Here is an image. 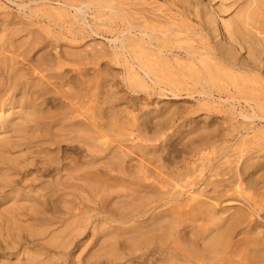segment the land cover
<instances>
[{"label": "bare ground", "instance_id": "1", "mask_svg": "<svg viewBox=\"0 0 264 264\" xmlns=\"http://www.w3.org/2000/svg\"><path fill=\"white\" fill-rule=\"evenodd\" d=\"M74 1L77 2L78 0H74ZM94 1H96V0H94ZM97 1H99V0H97ZM132 1L133 0H108L107 3H106V1L104 2V4H106L105 5L106 6V17H104V18H107L106 19V27L108 28V32L110 33L109 35H111V38L109 40H110V43L112 45H114V49H115V50L113 49L114 52L111 53L114 55H110V56H114V59H115L114 63L120 62L118 56L120 57L121 62L123 64V66L125 67V70H124V68H122V70H124L125 74H126V77L124 78L125 82L130 84V85L132 83H135V84H138L141 86H146L148 88L151 87V85L161 87L160 83L163 84V82H165L167 84V86L168 85H170L171 87L174 86V88L175 87L177 88L178 86L182 87L184 85H186L187 87H190L191 85H195L196 87L195 88L193 87V88H194V91L196 90L195 91L196 95H198L199 97H202V99L207 101L208 103H211V104L214 102L217 103L218 108L219 107L221 108L220 112L214 110L213 113H215V111H216L217 113L221 114V115L220 114L219 115L221 116V120H222V123H224V126H223V124H221L219 131H217L218 129H216V131L218 132L217 133V141H219L221 144V150H220L221 152L218 151V152H220L219 155L215 154V156L216 157L219 156L221 163L219 162L220 163L219 170L215 171L216 175L214 176V177L217 176L218 179L215 178L216 181H212L213 185L215 186V190H213L212 193H214V191H215V193H214L215 195L210 194L209 196H213L212 198L206 197L203 195V197H205V198L203 200H200L202 202H199V201L195 202L196 196L194 194L190 193L192 195V196L189 195V196H191L190 198H193V195L195 196L192 199V201H188L190 203L187 202L188 204L185 203L184 205H183V202L182 203L180 202L177 204L175 202H174L175 204L172 203L176 206V208L174 207V210H172V211H177L178 213H181L180 210H182L184 208V211L186 212V214L185 213L184 214L186 215L187 218L183 219V225H182L183 227L180 228L181 225L179 227L178 224H177L178 225L177 226L175 223L176 220L174 219L175 221H174L173 225H175V226H173L171 223L172 227H171V229H169V233H162L161 234V232H159L160 229L158 228L159 229L158 234H160V235H158V234L154 235L151 232L154 235V237L148 238V236L146 235L147 237L144 236V238H146V239L148 238V239L145 241H142L143 239L137 240L136 238L135 239L133 238L134 239L133 242H131V244H128L130 242L125 240V242H128L127 244L130 245L129 250H127V251L132 252L133 250H138L140 248V246H145V248L144 247L141 248V249H145V250H143L145 253V252L150 251L148 247L153 245V247H155V249H154L155 251L154 252L152 251L153 253L150 252L149 254L152 253L151 255H153L154 257L151 259V257L149 255L147 256L146 253L143 254V256L146 257L145 259L142 258L143 256L141 257L143 259L142 262H145V260H148V261H150V263L153 262L152 264H264V0H223V2L220 3L219 5L217 4L216 7L210 6L208 3L209 0H204V1L203 0H164V1H167V2H169L175 6L177 5L176 10L173 9L174 6H173V8L167 7L166 9L162 10L161 7L157 8V5L159 7V4L154 5V6H156V8H155L156 10H155L154 8H152V5L150 8L149 4H146V3L144 4V2H142V0H139L142 3L139 2L138 0L137 1L139 3L138 2L135 3ZM134 1H136V0H134ZM34 2H36V1H34ZM40 2H43V1H40ZM71 2H70V5H74V4H71ZM82 2H83V0H82ZM31 3H33V2L31 1ZM89 3H90V5L92 4L91 2H89ZM150 3H152V2L150 1ZM49 4H50V2H49ZM95 4H97V3H95ZM0 5L2 6V4H0ZM65 5L68 8H72L76 14L77 13L81 14L83 12L81 8L73 7V6H70L69 4H65ZM161 5L162 4H160V6ZM54 6H57V5H54ZM20 7H22V6H20V5H19V7L17 6V8H20ZM46 7L44 6V8H46ZM50 7H48V8H50ZM3 8L4 7L2 6L1 9H3ZM37 8H39V6ZM40 8H42V7H40ZM92 8H94V7H92ZM56 9H59V8H56ZM41 10H43V9H41ZM36 11H38V9ZM59 11H60V9L58 10V12L53 11V13H55L57 16H59L62 13V11H61V13ZM36 13H40V12L38 11ZM42 13H40V14L42 15ZM58 13H60V14H58ZM4 14H3V16H4ZM62 14H64L63 15L64 17L66 16V13H64V11ZM35 15H33V16H35ZM68 15H70V14H68ZM95 15H98V14H95ZM223 15L225 17H223ZM3 16L1 15V17H3ZM85 16H87V15L85 14ZM59 17H61V16H59ZM180 17L183 20L180 19ZM97 20L98 19L96 18V21ZM96 21H95V23L98 22V21L97 22ZM72 22H74V21H72ZM14 23H17V22H14ZM6 24L8 25V23H6ZM25 24H27V23H25ZM99 24H100V22H99ZM20 25H22V24H20ZM36 25L29 27V28L30 29L34 28ZM41 25L43 26V24H41ZM22 26H25V25L23 24ZM44 26H46V25H44ZM86 26H84V28H86ZM46 27H44V28L45 29L50 28V27H47V28ZM69 27H71V26H69ZM35 28H38L39 33H40V31H42L43 27L40 28L41 30L39 29V26H37ZM100 28L101 27L99 26V29ZM5 29L7 30V28H5ZM10 29L11 28H9V31H10ZM16 29H18L17 26H16V28L14 27L13 30L11 29L12 32H10V33L14 34L13 31ZM23 29L25 30L26 28L24 27L19 31L22 32ZM65 29H64V31H65ZM68 29L65 32H68ZM95 29H97V27ZM0 30H1V28H0ZM70 30H71V28H70ZM104 30H106V28H104ZM9 31H8V33H9ZM76 31H81V30L76 29ZM43 32L50 34L49 30H48V32L47 31H43ZM69 32H68V34H69ZM73 32H75V31H73ZM44 33H42V34H44ZM81 33H82V31H81ZM70 34H74V33H70ZM76 34H77V32L75 33V35ZM80 34H79V36H82ZM106 34H108V33H106ZM2 35H5V34H1L0 35L1 38H2ZM16 35L17 34H15V36ZM50 35L53 36L52 33ZM83 35H85V34H83ZM12 36H14V35H12ZM9 37H11V36H9ZM47 37H49V36L47 35ZM47 37H45V38L47 39ZM3 38H4V36H3ZM49 39L52 40L53 38L50 37L46 41H48ZM62 39H64V38H62ZM0 40L2 41V39H0ZM28 40H29V38H28ZM66 41H68V40H66ZM68 42H70V41H68ZM80 42H82V39L80 40ZM51 43L53 44V42H51ZM56 43H58V41H56L55 44ZM71 43H72V41H71ZM71 43H69V44H71ZM110 43H109V45H110ZM46 44H45V46L48 45V44L47 45ZM97 44L100 45L99 43H97ZM0 45H2V44H0ZM76 45H77V43H76ZM76 45H75V47H77ZM45 46H43V47H45ZM53 46H51V47H53ZM58 46H59V43H58ZM95 46L97 47V45H95ZM67 47H68V44H67ZM3 48H4V46H3ZM50 48H48V49H50ZM89 48H90V46H89ZM89 48H88V50H89ZM2 49H1V51H2ZM21 49H23V48H21ZM77 49H78V47H77ZM99 49H101V48H99ZM107 49H105V50H107ZM95 50H96V48H95ZM49 51H51V50H49ZM89 51H91V50H89ZM99 51L100 50H98V52ZM11 52H9V53L12 54ZM30 52H32V50ZM30 52H28V53H30ZM67 52H68V49H67ZM80 52H82V51H80ZM7 53L8 52L2 54V52H0V56L2 55V58H5L7 60H11L10 62H12L15 66L12 70L13 73L12 72L10 73V68H9V71H8L9 74H7L6 77H4L5 76V74H4L3 79H0V258L5 259L7 261V262L1 261L2 262L1 264H10V262H11L9 260L10 257L12 259H14L17 262V264H61V262L59 260H57V261L55 259H54L55 261H52L49 259L47 260V257H46V260L40 259V257H42V253L43 254L45 253V247L41 246V244H43V245L45 244L44 240H46L45 236H47V235L51 236V239L49 238V240H51V241H49V240H48L49 242L47 241L50 244V246L54 245V244L52 245L53 242L54 243L58 242V243H56L58 245H54L55 246L54 248L60 250V253H63V255H66L63 258V260L64 259L67 260L69 255H70V257L73 256L74 254L71 251L75 250V248H76V250L80 251L79 252L80 255L78 254V256H76L75 258L73 257L74 258L73 261L71 260L70 262H73V263L76 262L75 264H91L90 259H92L96 253H97L96 255H98L100 252L94 253V250L92 251L90 248L87 249V247L89 245L87 235L93 231L92 230L93 228L91 229L90 224L92 222L93 217H95L97 214L94 215L93 217L88 215L90 212V208H88L87 205L89 203H91V200H90V196L86 195V193L87 194L90 193L91 185L93 184V183L91 185L88 184L89 179H92V177L95 175V173L93 171L94 168H92V167L94 166L95 163H97L98 159L99 160L101 159V158H98L99 156L97 157L95 154V152L97 153L99 151L94 152L93 150H101L102 147H104V148L107 147L108 145L105 146L106 145L105 141L110 140L107 138H106L107 140H105V138H104V140H105L104 141V140H102L103 137H101V140H100L99 138L102 135L101 131L103 129V126H102V124L100 126H96L93 122H91V114L89 112H90L91 108H93V106H94L93 104L97 100H93L94 98L93 99L91 98V95H93V93H95V92H93L95 90H93L92 94H90V88L89 87H91V86L89 84H92V82H94L92 80H95L94 79L95 77H93V78L91 77L92 79H90V81H92V82L90 83L89 82L90 77L86 78L87 76L86 77L84 76V78L88 79V80H84V82L86 81L85 87L86 88L88 87V88L85 91L86 92L85 95H83V96L78 95L79 93L76 95L71 94V93H69L68 89L66 90V92L68 91V93H66V92H65L66 94L60 93L61 92L60 90H62L64 88L59 90L60 94H57V91H58L57 90L56 96L57 95L59 96L62 94L63 96H61V97L65 98V99H63V98L62 99L66 100V104L65 105L62 104L60 106V108H59L60 112H58V108H56L57 110H55L56 112H54V113H45V112H43L42 109L38 110V108H37L38 106L47 104L46 102H48L47 99L43 98L46 96V94H48V89L43 86L44 82L47 83L48 81H45L46 79H45V76L42 75L43 74V73H41L42 71L37 72V71H33V69H32V74H29L30 77L27 76V77H29V79H26L27 74L25 73L26 71L24 72V70L28 69V68H26L28 66L24 65V66H26V67L23 66L25 69L23 67H19L21 64L18 66V64H19L18 60L19 59L17 58V55H16V57H14L15 55L6 56ZM78 53H79V51H78ZM92 53H91V55H92ZM96 54L100 55L99 57L102 56V52H99ZM54 56H55V54H54ZM110 56H107V57H110ZM7 57H9V59ZM77 57H78V59L80 58V60H81V57H79V55ZM86 57H88V56L86 55ZM94 57H96V56H94ZM105 57L106 56H104V58ZM49 58H51V57H49ZM58 58H60V57H58ZM68 58H70V56ZM21 59H23V58H21ZM27 59H23L22 62L26 61ZM74 59H76V58H74ZM101 59H102V57H101ZM2 60H4V59H2ZM2 60H1V62H2ZM99 60L98 61L95 60L94 63L97 62V64H95L93 66L97 67L96 65H98V62L101 63ZM28 61L30 62L31 60L28 59ZM28 61H26V62H28ZM87 61H89V60H87ZM92 61H94V60L92 59ZM92 61H91V63H93ZM110 61H113V60L111 59ZM110 61H108V62H110ZM63 62L64 61H62L61 64ZM84 62L86 63V60ZM54 63H56V62H54ZM79 63L80 64L77 63L78 64V65H76L77 67L74 66V68L75 69L77 68V72H78L77 74L80 76V73L85 71V66L82 67L83 64H85V63H83V62L81 63L80 61H79ZM89 63H90V61L88 62V64ZM11 64H9V65L11 66ZM45 64H46V61H45ZM56 64L58 65L60 63H58V61H57ZM61 64H60V66H62ZM67 64L69 65V63H67ZM64 65L66 66V63H64ZM38 66H39V64H38ZM71 66H73V65L71 64ZM71 66L70 67L66 66L67 70L69 68V71H70V69L71 70L73 69V71L75 72V69L71 68ZM32 67H34L33 64H32ZM35 67L37 68V66H35ZM57 67H59V65ZM57 67L55 68V66H54V69H57ZM62 67L64 69H66L64 66H62ZM104 67H105V64H104ZM63 68H62V71H63ZM87 68L89 69L88 66H86V69ZM39 69H41V68L38 67V70ZM43 69H44V66H43ZM54 69H52V70H54ZM30 70L31 69H29L28 73L31 72ZM34 70H36V69H34ZM46 70L48 72V69H46ZM49 70L51 71V68ZM57 70H58V72L60 71L59 68ZM57 70H54V72L58 73ZM43 72H45V70ZM95 72H96V70H95ZM102 72H103V70H102ZM48 73H47V75H48ZM60 73H61V71H60ZM45 74H46V72H45ZM72 74H75V73H72ZM115 74L117 75V73H115ZM93 76H94V74H93ZM104 76H105V74H104ZM62 78H65V80H67L69 77L67 79H66V77H62ZM70 78H71V76H70ZM77 78H79V77H77ZM101 78H103V77H101ZM117 78H115V80H117ZM120 78H123V75ZM82 79H81V81H83ZM106 79H108V78H106ZM34 80H37L34 82L36 84L33 83ZM52 80H54V79H52ZM99 80L100 79H98L96 81L99 82ZM111 81H112L111 82V84H112L113 80L111 79ZM67 82H68V80H67ZM77 82H79V81H77ZM84 82H82V83H84ZM60 83L62 84V82H60ZM69 83H74V81L69 82ZM97 83L95 82V84H97ZM54 84L56 85V81ZM84 84H83V86H84ZM99 84L100 83H98L96 86H98ZM107 84H110V83L108 82ZM51 86L52 85H50V87ZM72 86H73V84H72ZM92 86H95V85H92ZM186 86H184V87H186ZM54 87H56V86H54ZM104 87H105V85H104ZM163 87H165V86H163ZM179 87L177 89H179ZM187 87L184 89H187ZM193 88L190 87V90ZM72 89L75 90V87H72ZM117 89L119 90V88H117ZM150 89L151 88H149V90H147V89L146 90L150 91ZM152 89H153V87H152ZM100 90H101V88H100ZM107 90H109V89H106V91ZM130 90H132V89H130ZM133 90H134V88H133ZM158 90H159V92H161V90L158 88L156 91L157 93H158ZM182 90H183V87H182ZM111 91H113V90L111 89ZM176 91H179V90H176ZM98 92H100V91H98ZM152 92H154V91H152ZM169 92L172 96H175V97L179 96V94L181 95V93H182L180 91H179L180 93H178V92L175 93L174 91H169ZM191 92H190V94H191ZM102 93H104V92H102ZM187 93H188V91H187ZM53 94H52V96H53ZM98 96L101 97V95H98ZM118 96H116V97H118ZM166 96H167V94H166ZM175 97H172V98H175ZM50 98H51V96H50ZM120 98L121 97L119 96V100H120ZM150 98H151L150 100H152L151 96H150ZM179 98H181V97H179ZM191 98H192V96H191ZM48 99H49V97H48ZM51 99H53V98H51ZM55 99H53L51 102V105L54 106V108L56 107V105L58 103V102L56 103V101H54ZM102 99L103 98H101V100ZM144 99H146V98H144ZM148 99H147V102H148ZM119 100H118V102H119ZM193 101H191V102H193ZM122 102H125V101H121L120 103H122ZM195 102H196V100H195ZM197 102L193 108L192 107L190 108L191 110L192 109L194 110V108L196 107V105L198 106V104L201 107V104L203 103V101H202V103H198V104H197ZM141 103L143 104L142 101H141ZM145 103H146V101H145ZM96 104H98V103H96ZM142 104H140V106ZM58 105H59V103H58ZM115 105H117V104H115ZM124 105H126V104H124ZM149 105H151V104H149ZM187 105H184V106H187ZM203 105L207 106V104L205 102ZM95 106H96V108L98 107V105H95ZM127 106H128V103H127ZM140 106H139V109H140ZM143 106L145 107V105H143ZM153 106L156 107V105H154V104H153ZM159 106H161V105H159ZM189 106H191V105H189ZM206 106H202V108L204 107L205 109H207L208 107H206ZM104 107H106V106H104ZM148 108H152V107H148ZM148 108H147V110H148ZM181 108H182V106H181ZM45 109H44V111H45ZM50 109L48 108V110H50ZM99 109H98V112L99 113L102 112V110L99 111ZM131 109H133V108H131ZM156 109H158V108H156ZM164 109H165V107H164ZM190 109H188V111H186L188 115L190 113L189 112ZM144 110H145V108H144ZM144 110H142V111L144 112ZM156 111H159V110H156ZM204 111L206 113H208L207 112L208 110L207 111L204 110ZM212 111H213V108H212ZM212 111H211V113H212ZM50 112H51V110H50ZM128 112H130V111H128ZM179 112H182V111L179 110ZM179 112H177V113H179ZM193 112H195V110ZM91 113H92V111H91ZM136 113L135 114L133 113V117L136 116ZM139 113L137 115H139ZM168 113L170 115V112H168ZM95 114H97V113H95ZM128 114H130V113H128ZM192 114L194 115V113H192ZM195 114H197V113H195ZM228 114H230L229 118H227ZM151 115H153V114H151ZM185 115H186V113H185ZM188 115H186V117ZM156 116L157 115L155 113V118H157ZM215 116H213V117H215ZM137 117H135V119L133 118L134 121L137 119ZM175 117H176V115L174 116V118ZM204 117L205 116H203V119L207 120ZM132 118H131V121L133 122ZM93 119H95V120L98 119V123H100L99 118H93ZM227 119H229L230 124L225 122V121H227ZM100 120L102 121V119H100ZM109 120H111V119H109ZM127 120H129V119H127ZM141 120H143V119H141ZM195 120L193 119V121H195ZM209 120H208V123H209ZM131 121H130L129 125L132 124ZM156 121H160V119H158ZM165 121H167V120H165ZM178 121L180 123V121H182V119H180ZM95 122H97V121H95ZM212 122H213V120H212ZM109 123H110V121H109ZM176 123L178 124V122H176ZM184 123L185 122L183 120L182 124H184ZM189 123H187V124H189ZM226 123L228 125H230V126H228L229 128L225 127ZM162 124H160V126ZM171 124H172V122H171ZM191 125H189V126H191ZM124 126H126V124ZM131 126H133V125H131ZM174 126L176 128V124ZM201 126H203V125H201ZM77 127H83V128L77 129ZM73 128L79 130L80 132H78L79 133L78 135H74L72 137H70V134L69 135L67 134V137L69 136V138H67L68 141L76 142V143L81 142V144H83L85 146L84 151H86V155L84 156L85 160L82 159V161H84V162H82V164H79V165L74 160H71L68 163H66V162L64 163L65 158H63V157L65 155H63V157L61 159L58 150L55 151V149L60 147V144L62 142V138H65L64 136H66L65 134L69 133V132L72 133L74 130ZM179 128H181V127H179ZM182 128H183V126H182ZM120 130H122V129H120ZM191 130H192V128H191ZM184 131H185V129H184ZM122 132H123V130H122ZM199 132H201V131H199ZM119 133L121 135L125 134V133H121V132H119ZM175 133H176V131H175ZM207 133H210V132H207ZM116 134H118V133H116ZM116 134L113 136H116ZM120 134H118V135H120ZM141 134H143V133H141ZM177 134H180V133H177ZM198 134H200V133H198ZM205 134H206V132H205ZM104 135H106V134L103 133V136ZM128 135H129V133H128ZM185 135H187V133ZM107 136H108V134H107ZM109 136H112V135H109ZM129 136H131V135H129ZM144 136H145V133H144ZM171 136H172V133H171ZM163 137L160 136L158 138L161 139ZM115 138L118 140V144L122 140L121 139L122 137H119V136H117ZM124 138L127 139L129 137L124 136ZM170 138L173 140V136ZM194 138H196V137H194ZM159 139L156 140L157 144H158ZM182 139H183V137H182ZM127 140H130V139H127ZM140 140H142V139L140 138ZM156 141H154L155 144H156ZM114 142H117V141H114ZM127 142H125V143H127ZM136 142L137 141H133L134 144H136ZM138 142H139V140H138ZM143 142H144V140H143ZM143 142L141 141L142 144H143ZM154 142H150V144L154 143ZM164 142L165 141L162 142V146H163ZM189 142H191V141H189ZM63 143H64V141H63ZM168 143H165V144H168ZM183 143H184V141H183ZM183 143H182V145H183ZM207 143L210 144V142H207ZM212 143H213V141H212ZM109 144H110V142H109ZM127 144H130V146L132 145L129 142ZM179 144H181V141ZM185 144H186V142H185ZM112 145H113V141H112ZM143 145H142V148H143ZM169 145H170V143H169ZM182 145H181V147H182ZM196 146H198V145H196ZM213 146H214V144H213ZM213 146H212V148H213ZM91 147L93 149H91ZM94 147H96L97 149H95ZM149 147H147V148H149ZM51 148H53V152L51 151L52 150ZM73 148H75V147H73ZM79 148L82 149V146ZM79 148H78V150H80ZM119 148L117 147V150ZM122 148H124V147H122ZM150 148H152V147H150ZM209 148H211V147H209ZM212 148H211V151L213 149L215 150L216 147L213 149ZM137 149H138V147H137ZM161 149H162V147H161ZM27 150L30 151V154L32 157L23 158L22 154L27 152ZM102 150H104V149H102ZM117 150H116V153H117ZM123 150L125 151V149H123ZM132 150H133V148H132ZM81 151H83V150H81ZM138 151L139 150H137V153H138ZM163 151L164 150H162V152ZM118 152H119V150H118ZM159 152H160V150H159ZM193 152H195V151L193 150ZM200 152H202V151H200ZM204 152L206 154H208V152H206V151H204ZM12 153L13 154L14 153L21 154V156H20L21 159H19L20 161L18 159H13L11 156ZM107 153H108V151H107ZM119 153L121 154V151ZM135 153H136V151H135ZM199 153H198V155H199ZM72 154L74 155V153H72ZM120 154H118V155H120ZM124 154H127V150L125 151ZM154 154H153V156H154ZM210 154L211 153H209V155ZM26 155H28V154L26 153ZM73 155L71 156V158H74ZM137 155H139V153L136 154V156ZM202 155H204V153ZM124 156L125 155H123V159L125 158ZM204 156L206 158H212V159H213V157H215L214 154H213V156L211 154L210 157L209 156L207 157V155H204ZM13 157H14V155H13ZM66 157H68V156H66ZM69 157H70V155H69ZM101 157H103V156H101ZM105 157H107V156H105ZM121 157H122V154L119 158H121ZM140 157H145V156L140 155ZM17 158H18V156H17ZM36 158L39 161L34 164L33 161L36 160ZM152 158H154V157H152ZM194 158H195L194 159L195 161L199 160V158L202 160L201 155L197 159H196V156ZM75 159H77V158H75ZM135 159H137V158H135ZM142 159H144V158H142ZM203 159H205V158H203ZM68 160H69V158H68ZM103 161H105V160H103ZM143 161H145V160H142V162ZM148 161H149V159H148ZM208 161H210V160H208ZM208 161L205 163H208ZM212 161H214V160H212ZM139 162H141V161H139ZM200 162L201 161H199V163ZM203 162H204V160H203ZM11 163H13V164H11ZM119 163H117V164H119ZM133 163H135V162H133ZM144 163H143V165H144ZM178 163H180V162H178ZM182 163L183 162L181 160V164ZM197 163H198V161H197ZM199 163H198V165H199ZM210 163H211V161H210ZM173 164H175V163H173ZM188 164L192 165V162L188 163ZM209 164H205V165L208 166ZM232 164H234L235 166H231ZM114 165H115V162H114ZM136 165H138V164H136ZM145 165H147V163H145ZM195 165H196V163H195ZM200 165H201V167L198 168L199 170L203 169L202 167H204V166H202L204 164H200ZM31 166L33 168H30ZM97 166H98V164H97ZM97 166H95V168H97ZM121 166H124V165H121ZM130 166H131V164H130ZM151 166H152V164H151ZM151 166H150V169L155 165H153L152 167ZM176 166L177 165H175V167ZM141 167H143V166H141ZM163 167H164V169L168 168L167 166H166V168H165V166H163ZM195 167H194V169H195ZM210 168H212V167H210ZM215 168H216V166H215ZM160 169H161L160 171L163 170L162 168H160ZM171 169H170V171H171ZM194 169H192V171ZM198 169H196V170H198ZM96 170H98V169H96ZM100 170H102V169H100ZM139 171H140V169H139ZM152 171H154V169H152ZM192 171H191V173H192ZM126 172H128V171H126ZM154 172L156 173L157 171H154ZM154 172H153V174H155ZM178 172H180V171H178ZM199 172H201V171H199ZM209 172H211V171H209ZM80 173L82 175L81 178H80ZM198 173H197V175H198ZM107 174H109V173H107ZM122 174L125 175V173H122ZM136 174L138 176V173H136ZM140 174H142V173H139V175ZM159 174H161V173H159ZM194 174H195V172L193 173V175ZM201 174H203V171L201 172ZM211 174H213V172ZM109 175H111V174H109ZM118 175H120V174H118ZM157 175H158V173H157ZM153 176H155V175H153ZM159 176H161V175H159ZM163 176L164 175H162V177ZM189 176H187V177H189ZM198 176H200V174ZM209 176H210V174H209ZM174 177L176 178L177 176H174ZM194 177L195 176L192 177V175H191L190 178H193V180H194ZM201 177H199L198 179H200ZM157 178H158V176H157ZM141 179H142V181H141ZM141 179H140V181H138V183L142 182L144 184V183H147L151 180V179L149 180V179L145 178L147 180V181H145L144 178H141ZM196 179L194 180L195 182H196ZM211 179H213V178L211 177ZM136 180H135V183H136ZM186 180H185V178L183 179L182 183H184V184L179 182L181 184L180 186H182V185L186 186L185 182L190 183L191 181H193L192 179H189V181H186ZM150 182H152V180ZM161 182H163V181H161ZM168 182H171V181H168ZM261 182H262V185L260 186L259 184ZM148 184L149 183H147L146 185H148ZM153 184H154V181H153ZM153 184H151V185L153 186ZM164 184L165 183H163V185ZM160 185H162V183ZM190 185H191V183L187 186H190ZM208 185L209 184H207V186ZM96 186H98V185H95V187ZM156 186H158L160 191L162 189L165 190L163 186H160V187H163L162 189H160L159 185H156ZM100 187H101V185H100ZM165 187H166V185H165ZM168 187H170V186H168ZM191 187H193V185ZM209 187H210V185H209ZM125 188H127V187H125ZM153 188H156V187H153ZM171 188H172V186H171ZM110 189H112V188H110ZM130 189L132 190V188H130ZM176 189H177V187H176ZM176 189L174 188V190H176ZM201 189H202V187H201ZM94 190H96V189H94ZM122 190H123V188H122ZM174 190H171V191H174ZM112 191H114V189H112ZM126 191H127V189L125 190V192ZM136 191H137V193H139L138 190H136ZM171 191L167 190L166 192L163 193L164 197L161 195L160 198L163 197V199H167L166 202H168V199H170L171 196L173 197V195H175V194L171 195V193H172ZM177 191H179V190H177ZM177 191H175V192H177ZM205 191H206V189H205ZM95 192H97V191H95ZM119 192L120 191L118 188V193ZM129 192H131V191H129ZM132 192H131V194H132ZM189 192H191V191H189ZM198 192H200V191H198ZM110 193H113V192H110ZM153 193L157 194L154 191H153ZM180 193H182V191H180ZM180 193H179V195H180ZM185 193H187V192H185ZM114 195H116V193ZM114 195L112 194L111 196H114ZM125 195H127V193H125ZM185 195H186V197L188 196L187 194H185ZM199 195L201 197V194H199ZM147 197L148 196L146 195V198ZM178 197H181V195ZM110 198H112V197H110ZM155 198H153V199L155 200ZM100 199H99V201H100ZM112 199H111V201H112ZM126 199H127V197H126ZM141 199L143 200V198H141ZM198 199H196V200H198ZM77 200H79L81 203H84L83 207L77 203ZM189 200H191V199H189ZM209 200L212 201V203L209 204ZM103 201L107 202L104 199H103ZM158 201H159V199H157V202ZM143 202H145V201H143ZM151 202H152V199H151ZM128 203H130V202H128ZM138 203H136L134 205L129 204V206H131L130 207L131 209L130 208H128V209L131 210L130 214L132 213V216L143 217L145 215V213L142 212L141 209L139 210L140 206ZM85 204H87V205H85ZM95 204H93V205H95ZM101 204H103V202ZM118 204H119V202H118ZM147 204H149V203H147ZM143 205H145V203ZM143 205H141V206H143ZM151 206H154L153 203L150 204V208H151ZM163 206L164 205H162V207ZM171 206L173 207V205H171ZM186 206L188 207V209L185 208ZM231 206H233V207H231ZM119 207H122V206H119ZM162 207L160 208L161 210H162ZM165 207H170V206H167V204H166L163 207V209H165ZM181 207H183V208L181 209ZM109 208H113V207H109ZM123 208H124V206H123ZM148 208H149V206H148ZM106 209L107 208H106L105 203L103 205H101V207L99 206V212H100L99 214L102 215L103 219L106 218V216H105ZM156 209H158V208H156ZM171 209H173V208H171ZM231 209L234 212L231 211L232 213L228 214V212H230ZM109 210H112V209H109ZM116 211L117 210H115V212L113 211L112 213H115V214L118 213V211L117 212ZM127 211H126V213H127ZM159 212H157V215L159 214ZM162 212H161L160 216H162ZM119 213H120V211H119ZM143 213H144V215H143ZM155 213L156 212L153 211L151 214L152 215L154 214V216H155ZM121 214H123V213H121ZM224 214H225V216H224ZM119 216H120V214H119ZM170 216H172V215H170ZM166 217H167V215H166ZM151 218L152 217L150 215L149 219H151ZM149 219L147 218V220H149ZM147 220H145V222ZM125 221H126V219H125ZM155 221H157L156 218H155ZM142 222H144V221H142ZM164 222H166V220ZM164 222L161 224L165 225ZM107 223L108 222H106V224ZM130 223H131V221H130ZM147 223L150 224L151 222L148 221ZM169 224H170V222H169ZM110 225L111 224H109V226H107V229L109 228L107 230V232L104 231V229H102L103 231L99 230V232L102 234L103 232L108 233V231H109V233H110V230L112 227ZM131 225H132V223H131ZM79 226H80V228H83L82 232L79 234H78V231H77V233L73 232V230ZM132 226H134V225H132ZM261 226H262L263 230L258 231ZM115 227H117V226H115ZM115 227H114V230H116V233H117V229ZM145 227H146V225H145ZM145 227H144V230H145ZM156 227L157 226H154V228H156ZM58 228L60 229V231H56V232H59L62 236L59 233H58L59 236H57L58 234H55L53 232L55 229H58ZM125 228L126 227L124 226V229L122 228L123 229L122 231L125 230L126 234H127V232L129 230H126ZM90 229L92 231H90ZM141 229H142V227H141ZM162 230H163V227H162ZM131 231L132 230H130V232ZM99 232H98V234H99ZM120 232H119V234H120ZM139 232H140V230H139ZM165 232H167V231H165ZM83 234L86 237L83 238V236H82ZM122 235H123V232H122ZM60 236H61V239H60ZM78 236H79V238L82 236V238L84 240L80 239L79 241L75 242V240L77 239ZM99 236H101V235H99ZM57 237H59V238H57ZM96 237H97V233H96ZM96 237H95V239H96ZM104 237H106V235ZM90 239L92 240V238H90ZM90 239H89V241H90ZM116 239H117V237L113 241L116 242ZM119 239L121 240V238H119ZM106 242H111V241L106 240ZM103 243H105V242H103ZM110 244H112V243H110ZM110 244H109V246H110ZM147 244H149V246ZM128 245L126 246L127 248H128ZM50 246H49V248H50ZM109 246L106 248H109ZM114 247H115V245H114ZM54 248L52 247L51 249H54ZM111 249H112V247H111ZM124 251H125V249H124ZM111 252L112 253H109V255H111V257L113 259L116 260L119 258V257L116 258V256H115L116 254L114 253V251H111ZM105 253H106V251H105ZM107 253H108V250H107ZM100 254H102V253H100ZM46 255H47V253H46ZM101 256H103V255H101ZM50 257H52V256H50ZM59 257H61V256H59ZM125 258H127V257H125ZM95 259H97V258H95ZM121 259H122V257H121ZM65 260L63 262H65ZM124 260H122V261H124ZM95 261H99V260H95ZM106 261H108V260H106ZM116 261L118 263V260H116ZM148 261H147V263H149ZM95 263L97 264V262H95ZM108 264H109V262H108Z\"/></svg>", "mask_w": 264, "mask_h": 264}, {"label": "rangeland", "instance_id": "2", "mask_svg": "<svg viewBox=\"0 0 264 264\" xmlns=\"http://www.w3.org/2000/svg\"><path fill=\"white\" fill-rule=\"evenodd\" d=\"M31 1L33 2V3H31ZM34 1H36V2H34ZM40 1H43V2H40ZM69 1V2H68ZM72 1V2H71ZM81 1V2H80ZM78 0L77 2H75L74 0H0V4H2V6L4 7L3 9H1L2 8V6L0 7V28H1V30H0V33L1 34H5V35H2V38H1V36H0V39H2V41L0 42V44H2V45H0L2 48H3V46H4V50L0 47V52H2V54L3 53H6V52H8L7 54H6V56H11V55H15L14 57H16V55H17V58L19 59L18 60V62H19V64H18V66L19 67H23L24 65H26V66H28V67H26V66H24V67H26V68H28V69H25L24 67V72L27 74H25L26 75V77L27 76H29V74H32V69H33V71H37V72H41V73H43L42 75H44L45 76V81H48L47 83L46 82H44V87H46L47 89H48V94H46V96L45 97H43V98H45V99H47V101L48 102H46L47 104H44V105H40V106H38L37 108H38V110H40V109H42L43 110V112H45V113H54V112H56L55 110H57L56 108H58V112H60L59 111V108H60V106L63 104V105H65L66 104V100H63V99H65V98H63V97H61V96H63L62 94L64 93V94H66V93H68V91H69V93H71V94H78V95H80V96H83V95H85V91L87 90V88L85 87V85H86V81L84 82V80H88V79H86V78H89V82L91 83L92 81H94V82H92V84H89L91 87H89L90 88V94H92V91L93 90H95V91H93V92H95V93H93V95H91V98L93 99V100H97L93 105V108H91V110H90V114H91V122H93L96 126H100L101 124H102V126H103V129H102V135L100 136V140H101V137H103L102 138V140H104V138H105V140H107V139H110V140H108V141H105V146H107V147H102V149H104V150H93L94 152L95 151H99V152H95V154H96V156L98 157V158H101L100 160L98 159V161H97V163H95L94 164V166L92 167V168H94L93 169V171H94V173H95V175L92 177V179H89V185H91L92 183V185H91V191H90V193H86V195H88V196H90V200H91V203H89L88 205L87 204H85V205H87L88 206V208H90V212H89V216H94V215H96L95 217H93V219H92V222H91V224H90V227H91V229L93 230H91L90 229V231H92V232H90V234H88L87 235V238H88V242H89V245H88V247H87V249L88 248H90L92 251L94 250V253H96V252H100V253H102V254H98V255H94V257L92 258V259H90L91 261V264H96L95 262H97V264H108V262H109V264H118L119 262V264H152L153 262H151L150 263V261H148V260H145V262H142L143 261V259L142 258H146L145 256H143V254H147V256L149 255L150 257H151V259L154 257L153 255H151L155 250V247H153V245H151V246H149V244H147L149 247V250L150 251H148V252H145L144 253V251L143 250H145V249H141V248H145V246H140V250L138 249V250H133L132 252L131 251H127V250H129V248H130V245H128V244H131V242H133V240L136 238L137 240H142V241H145V240H147L148 238H152V237H154V235L155 234H158L159 232H161V234L162 233H169V229H171V227H172V225L174 224V221H175V223H176V225L178 224L179 225V227H180V225H181V227L180 228H182L183 226V219H185V218H187L186 217V212L184 211V208L183 207H181V209L182 210H180L181 211V213H178L177 211H172V210H174V207L176 208V206L174 205L175 203L177 204V203H182L183 202V205L186 203V204H188V203H190V202H188V201H192V199L196 196V198H195V202L196 201H199V202H202V201H200V200H203L205 197H203V195L204 196H206V197H213V196H209L210 194L212 195H215L214 193H215V191H214V193H212L213 192V190H215V186L213 185V183H212V181H216V179H218V177L216 176V177H214L215 175H216V172L215 171H217V170H219V166H220V163H221V160H220V158H219V156H215V154L216 155H219V153L221 152L220 150H221V144H220V142L219 141H217V131H219V128H220V126H221V124H223V126H224V123H222V120H221V114L220 113H217L216 111H219L220 112V110H221V108L219 107L218 108V105H217V103H208L207 101H205V100H203L202 99V97H199L198 95H196V90L194 91V88L196 87L195 85H189L191 88H193V89H191L190 90V87H187L186 85H184V86H186L187 87V89H184V88H186V87H184V86H182L183 87V90H182V87L180 88L179 86V89H177L176 87L174 88V86L173 87H171L170 85H168L167 86V84L165 83V82H163V84L162 83H160V86L161 87H157V86H153V85H151V87H149V88H151L150 89V91H147V90H149V88L148 87H146V86H141V85H138V84H135V83H132L131 85L130 84H128V83H126L125 82V80H124V78L126 77V74H125V67L123 66V64H122V62H121V59H120V57L118 56V58H119V60H120V62H115L114 63V56H110V55H114V54H111V53H113L114 51H113V49H114V45H112L111 43H110V38H111V35H109L110 33L108 32V28L106 27V19L107 18H104V17H106V4H104V2L106 1V3H107V1L108 0H99V1H94V0H83V2H82V0ZM91 2L92 4L90 5V3L89 2ZM139 1V0H138ZM137 0L136 1H132V2H135V3H137L138 2ZM150 1L152 2V3H150ZM204 1V0H203ZM40 2V3H39ZM49 2H50V4H49ZM70 2H71V4H74V5H70ZM97 3V4H95V3ZM139 2H141V1H139ZM138 2V3H139ZM142 2H144V4L146 3V4H149V7L151 8V5H152V8H156V6H154L155 4L157 5V4H159V7H158V5H157V8H162V10L163 9H166L167 7H172L173 8V6H174V10H176L177 9V5L175 6V5H173V4H171V3H169V2H167V1H164V0H142ZM141 2V3H142ZM206 2V1H205ZM223 2V0L221 1V0H209V5L210 6H217V4L219 5L220 3H222ZM36 3V4H35ZM55 3V4H54ZM57 3V4H56ZM69 4L70 6H73V7H77V8H81L82 9V13L80 14V13H75V11L72 9V8H68V7H66V5L65 4ZM79 3V4H78ZM88 3V4H87ZM20 6H22V7H20V8H17V6L19 7V5ZM60 4V5H59ZM100 4V5H99ZM160 4H162L161 6H160ZM54 5H57V6H54ZM64 5V6H63ZM77 5V6H76ZM103 7H102V6ZM171 5V6H170ZM24 6V7H23ZM39 6V8L40 7H42V8H37ZM44 6L46 7V8H44ZM51 6V7H50ZM81 6V7H80ZM164 6V7H163ZM166 6V7H165ZM48 7H50V8H48ZM54 7V8H53ZM92 7H94V8H92ZM97 7V8H96ZM99 7V8H98ZM56 8H59L60 9V13H61V11H62V13H63V11H64V13H66V16L64 17L63 15L64 14H60V13H58V14H60L59 16H61V17H59V16H57L55 13H53V11H56V12H58V10L59 9H56ZM35 9V10H34ZM38 9V11L40 12V13H42V15L40 14V13H36V12H38V11H36ZM41 9H43V10H41ZM47 9V10H46ZM70 9V10H69ZM86 9V10H85ZM91 9V10H90ZM105 9V10H104ZM102 10V11H101ZM156 10V9H155ZM42 11V12H41ZM91 11V12H90ZM68 12V13H67ZM72 12V13H71ZM75 14H74V13ZM88 12V13H87ZM90 12V13H89ZM99 12V13H98ZM5 13V14H4ZM3 14H4V16H3ZM36 14V15H35ZM46 14V15H45ZM68 14H70V15H68ZM74 14V15H73ZM81 16H80V15ZM85 14L87 15V16H85ZM95 14H98V15H95ZM101 14V15H100ZM1 15L3 16V17H1ZM33 15H35V16H33ZM44 15V16H43ZM57 17H56V16ZM105 15V16H104ZM225 15V14H224ZM223 15V17H225ZM38 16V17H37ZM43 16V17H42ZM70 16V17H69ZM83 16V17H82ZM92 16V17H91ZM99 16V17H98ZM46 19H45V18ZM65 19H64V18ZM95 17V18H94ZM8 18V19H7ZM42 18V19H41ZM61 20H60V19ZM94 20H93V19ZM96 18L98 19L97 21H96ZM104 18V19H103ZM69 19V20H68ZM78 19V20H77ZM81 21H80V20ZM102 21H101V20ZM179 19V18H178ZM180 19H182L181 17H180ZM13 20V21H12ZM34 20V21H33ZM53 20V21H52ZM74 21V22H72V21ZM105 20V21H104ZM183 20V19H182ZM30 21V22H29ZM32 21V22H31ZM55 21V22H54ZM95 21L97 22V23H95ZM14 22H17V23H14ZM20 22V23H19ZM40 22V23H39ZM54 22V23H53ZM57 22V23H56ZM63 22V23H62ZM65 22V23H64ZM73 24H72V23ZM90 22V23H89ZM99 22H100V24H99ZM180 22V21H179ZM6 23H8V25L6 24ZM19 23V24H18ZM25 23H27V24H25ZM30 23V24H29ZM34 23V24H33ZM75 23V24H74ZM78 23V24H77ZM93 23V24H92ZM20 24H24L25 26H22V25H20ZM37 24V25H36ZM41 24H43V26L41 25ZM55 24V25H54ZM77 24V25H76ZM86 26V28H84V26ZM103 24V25H102ZM19 25V26H18ZM34 25H36L35 27H37V26H39V29L40 28H42V31H40V33H39V30H38V28H29V27H32V26H34ZM44 25H46L47 27H50L49 29L46 27V26H44ZM71 26V27H69V26ZM73 25V26H72ZM90 25V26H89ZM96 25V26H95ZM16 26L18 27V29H16V30H14L13 32H14V34L13 33H10V32H12V30L14 29V27L16 28ZM21 26V27H20ZM27 26V27H26ZM58 26V27H57ZM99 26L101 27L100 29H99ZM20 27V28H19ZM26 28L25 30L23 29L22 30V32L21 31H19V30H21L22 28ZM44 27H46L47 29H45ZM55 29H54V28ZM73 27V28H72ZM78 27V28H77ZM97 27V29H95ZM4 28V29H3ZM5 28H7V30L5 29ZM9 28H11L10 29V31H9ZM61 28V29H60ZM65 29V31L68 29V32H69V34H68V32H65L64 31V29ZM70 28H71V30H70ZM103 28V29H102ZM104 28H106V30H104ZM3 29V30H2ZM28 29V30H27ZM44 29V30H43ZM76 29L77 30H81L82 31V33H81V31H76ZM38 30V31H37ZM41 30V29H40ZM48 30H49V32H50V34L52 33V35L53 36H51L50 34H47V33H44L43 31H47L48 32ZM52 30V31H51ZM75 31V32H73V31ZM97 30V31H96ZM100 30V31H99ZM2 31V32H1ZM8 31H9V33H8ZM4 32V33H3ZM6 32V33H5ZM16 32V33H15ZM26 34H25V33ZM58 32V33H57ZM77 32V34L75 35V33ZM79 32V33H78ZM98 32V33H97ZM103 32V33H102ZM8 33V34H7ZM21 33V34H20ZM23 33V34H22ZM37 33V34H36ZM42 33H44V34H42ZM65 33V34H64ZM70 33H74V34H70ZM81 33V34H80ZM92 33V34H91ZM106 33H108V34H106ZM0 34V35H1ZM10 34V35H9ZM15 34H17L16 36H15ZM79 34L80 35H82V36H79ZM83 34H85V35H83ZM87 34V35H86ZM8 35V36H7ZM12 35H14V36H12ZM21 35V36H20ZM35 35V36H34ZM41 35V36H40ZM44 35V36H43ZM47 35L49 36V37H47ZM3 36H4V38H3ZM9 36H11V37H9ZM61 36V37H60ZM88 36V37H87ZM9 37V38H8ZM44 37V38H43ZM45 37H47V39L48 38H50V37H52L53 39V41L51 40V39H49L48 41H46L47 39L45 38ZM18 38V39H17ZM28 38H29V40H28ZM35 38V39H34ZM38 38V39H37ZM43 38V39H42ZM58 38V39H57ZM62 38H64V39H62ZM13 39V40H12ZM16 39V40H15ZM55 39V40H54ZM82 39V42H80V40ZM33 40V41H32ZM41 40V41H40ZM51 40V41H50ZM66 40H68V41H70V42H68V41H66ZM93 40V41H92ZM5 41V42H4ZM12 41V42H11ZM24 41V42H23ZM27 41V42H26ZM56 41H58V43H59V46L61 47H59L58 46V43H56L55 44V42ZM71 41H72V43H71ZM96 41V42H95ZM7 42V43H6ZM22 42V43H21ZM36 42V43H35ZM40 42V43H39ZM49 42V43H48ZM51 42H53V44L51 43ZM62 42V43H61ZM67 42V43H66ZM84 42V43H83ZM4 43V44H3ZM6 43V44H5ZM47 43L50 47L51 46H53V47H49L47 44V46H45V44ZM69 43H71V44H69ZM76 43H77V45H76ZM91 43V44H90ZM97 43H99L100 45H98ZM109 43H110V45H109ZM20 44V45H19ZM22 44V45H21ZM31 44V45H30ZM34 44V45H33ZM37 44V45H36ZM41 44V45H40ZM61 44V45H60ZM66 44V45H65ZM67 44H68V47H67ZM86 44V45H85ZM90 44V45H89ZM12 45V46H11ZM45 46V47H43V46ZM75 45L78 47V49H77V47H75ZM81 45V46H80ZM95 45H97V47L95 46ZM108 45V46H107ZM56 46V47H55ZM73 46V47H72ZM87 46V47H86ZM89 46H90V48H89ZM100 46V47H99ZM6 47V48H5ZM66 47V48H65ZM71 47V48H70ZM76 49H75V48ZM85 47V48H84ZM104 47V48H103ZM8 48V49H7ZM11 48V49H10ZM21 48H23V49H21ZM48 48H50V49H48ZM56 48V49H55ZM88 48H89V50H91V51H89L88 50ZM95 48H96V50H95ZM99 48H101V49H99ZM108 48V49H107ZM1 49H2V51H1ZM21 49V50H20ZM29 49V50H28ZM53 49V50H52ZM67 49H68V52H67ZM73 49V50H72ZM105 49H107V50H105ZM20 50V51H19ZM32 50V52H30ZM49 50H51V51H49ZM59 50V51H58ZM79 51V53H78V51ZM95 50V51H94ZM98 50H100L99 52H102V59H101V57H99L100 55H98V54H96V53H99L98 52ZM115 50V49H114ZM5 51V52H4ZM12 51V52H11ZM80 51H82V52H80ZM97 51V52H96ZM104 51V52H103ZM109 51V52H108ZM9 52H11L12 54H10ZM18 52V53H17ZM28 52H30V53H28ZM49 52V53H48ZM85 52V53H84ZM93 52V53H92ZM27 53V54H26ZM35 55H33V54ZM91 53H92V55H91ZM54 54H55V56H54ZM58 56H57V55ZM77 54V55H76ZM23 57H22V56ZM26 55V56H25ZM32 55V56H31ZM43 55V56H42ZM51 55V56H50ZM72 55V56H71ZM79 55V57H81V60H80V58L78 59V56ZM86 55L88 56V57H86ZM26 58H25V57ZM51 57V58H49V57ZM54 56V57H53ZM57 56V57H56ZM70 56V58H68ZM90 56V57H89ZM94 56H96V57H94ZM104 56H110V57H105L104 58ZM23 58V59H29V60H31L30 62L28 61V59L26 60V61H28V62H26V61H23L22 62V60L23 59H21V58ZM30 57V58H29ZM58 57H60V58H58ZM113 57V58H112ZM8 59H9V57H7ZM33 58V59H32ZM36 58V59H35ZM54 58V59H53ZM74 58H76V59H74ZM86 58V59H85ZM95 58V59H94ZM2 59H4V60H2ZM44 59V60H43ZM58 59V60H57ZM66 59V60H65ZM69 61H68V60ZM92 59L94 60V61H92ZM101 62V63H99L98 62V65H96L97 67H95V66H93V65H95V64H97V62L96 63H94L95 62V60L96 61H98V60ZM108 59V60H107ZM113 60V61H110V60ZM1 60H2V62H1ZM33 60V61H32ZM50 60V61H49ZM74 60V61H73ZM76 60V61H75ZM78 60V61H77ZM86 60V63L84 62ZM87 60H89L90 61V63L88 64V62L89 61H87ZM8 61V62H7ZM11 60H7V59H5V58H2V55L0 56V79H3V75L5 74V76L4 77H6V75L7 74H9L8 73V71H9V68H10V73L12 72V70H13V68H14V64L12 63V62H10ZM21 61V62H20ZM39 61V62H38ZM43 61V62H42ZM45 61H46V64H45ZM57 61H58V63H60L61 64V62L62 61H64L61 65L62 66H64L66 69H64L62 66H60V64H58L59 65V67H57L58 65L56 64L57 63ZM61 61V62H60ZM79 61L82 63H85V64H83V66L82 67H84L85 66V71L84 72H82V73H80V76L77 74L78 72H77V68L75 69L74 68V66L75 67H77L76 65H78V64H80L79 63ZM91 61L94 63H91ZM108 61H110V62H108ZM6 62V63H5ZM33 62V63H32ZM54 62H56V63H54ZM108 62V63H107ZM13 65H12V64ZM23 63V64H22ZM54 63V64H53ZM64 63H66V66L68 67H70L71 66V64L73 65V66H71V68H74L75 69V72L73 71V69L71 70L70 69V71H69V68H68V70H67V67L64 65ZM67 63H69V65L67 64ZM78 63V64H77ZM115 65H113V64ZM120 63V64H119ZM3 64V65H2ZM9 64H11V66L9 65ZM28 64V65H27ZM31 64V65H30ZM32 64H33V66L35 67V66H37V68L35 67H32ZM38 64H39V66H38ZM75 64V65H74ZM100 64V65H99ZM104 64H105V67H104ZM109 64V65H108ZM112 64V65H111ZM92 65V66H91ZM102 65V66H101ZM108 67H107V66ZM4 66V67H3ZM43 66H44V69H43ZM54 66H55V68L57 67V69L59 68L60 69V71H61V73H60V71L58 72V70L57 69H54ZM86 66H88L89 67V69L87 68L86 69ZM30 67V68H29ZM38 67L39 68H41V69H39L38 70ZM114 67V68H113ZM119 67V68H118ZM5 68V69H4ZM51 68V71L49 70ZM62 68H63V71H62ZM122 68H124V70H122ZM7 69V70H6ZM29 69H31L30 71V73H28L29 72ZM34 69H36V70H34ZM43 69V70H42ZM46 69H48V72H47V70ZM52 69H54V70H57V72L58 73H56V72H54V70H52ZM110 69V70H109ZM45 70V72H46V74H45V72H43ZM66 70V71H65ZM89 70V71H88ZM95 70H96V72H95ZM102 70H103V72H102ZM53 71V72H52ZM73 71V72H72ZM23 72V73H24ZM51 72V73H50ZM71 72V73H70ZM100 74H99V73ZM13 73V72H12ZM47 73H48V75H47ZM53 73V74H52ZM55 73V74H54ZM67 73V74H66ZM72 73H75V74H72ZM102 73V74H101ZM107 73V74H106ZM112 73V74H111ZM115 73H117V75L115 74ZM51 76H50V75ZM57 74V75H56ZM60 74V75H59ZM93 74H94V76H93ZM99 74V75H98ZM104 74H105V76H104ZM114 74V75H113ZM120 74V75H119ZM59 75V76H58ZM63 75V76H62ZM71 76V78H70V76ZM77 75V76H76ZM83 75V76H82ZM122 75H123V78H120V77H122ZM84 76L86 77V78H84ZM30 77V76H29ZM29 77H27L26 79H29ZM62 77H66V79L68 80V82H67V80H65V78H62ZM77 77H79V78H77ZM81 77V78H80ZM93 77H95L94 79L95 80H92V81H90V79H92ZM99 77V78H98ZM101 77H103V78H101ZM108 78V79H106V78ZM114 77V78H113ZM118 77V78H117ZM57 80H56V79ZM62 78V79H61ZM83 78V79H82ZM115 78H117V80H115ZM48 79V80H47ZM52 79H54V80H52ZM60 81H59V80ZM79 79V80H78ZM81 79L83 80V81H81ZM98 79H100L99 80V82L98 81H96V80H98ZM111 79L113 80V83L111 84ZM50 80V81H49ZM106 80V81H105ZM108 80V81H107ZM115 80V81H114ZM35 81H37V80H34L33 81V83L35 82ZM55 81H56V85L54 84L55 83ZM72 81H74V83H69V82H72ZM77 81H79V82H77ZM120 81V82H119ZM123 81V82H122ZM50 82V83H49ZM59 82V83H58ZM60 82H62V84L60 83ZM77 82V83H76ZM81 82V83H80ZM82 82H84V83H82ZM95 82L97 83H100L98 86H96L97 84H95ZM103 82V83H102ZM110 83V84H107V83ZM52 83V84H51ZM106 83V84H105ZM121 85H120V84ZM34 84H36V83H34ZM58 84V85H57ZM65 84V85H64ZM67 84V85H66ZM72 84H73V86H72ZM83 84H84V86H83ZM115 84V85H114ZM162 84V85H161ZM166 84V85H165ZM50 85H52L51 87H50ZM82 85V86H81ZM92 85H95V86H92ZM102 85V86H101ZM104 85H105V87H104ZM126 85V86H125ZM54 86H56V87H54ZM63 86V87H62ZM71 86V87H70ZM101 86V87H100ZM113 86V87H112ZM116 86V87H115ZM118 86V87H117ZM163 86H165V87H163ZM172 88H170V87ZM49 87V88H48ZM61 87V88H60ZM72 87H75V90L77 91H75V90H73L72 89ZM78 87V88H77ZM81 87V88H80ZM86 89H85V88ZM126 87V88H125ZM142 87V88H141ZM152 87H153V89H152ZM168 87V88H167ZM62 88H64V89H62ZM71 88V89H70ZM77 88V89H76ZM96 88V89H95ZM99 88V89H98ZM100 88H101V90H100ZM117 88H119V90L117 89ZM133 88H134V90H133ZM160 89L161 90V92H159V90H158V93L156 92L157 91V89ZM163 88V89H162ZM53 89V90H52ZM60 89H62V90H60ZM68 89V91L66 92V90ZM81 89V90H80ZM103 89V90H102ZM106 89H109V90H107L106 91ZM111 89L113 90V91H111ZM130 89H132V90H130ZM147 89V90H146ZM169 89V90H168ZM51 90V91H50ZM58 90V91H57ZM59 90L61 91L60 93H62L61 95H57L56 96V91H57V94H60L59 93ZM154 91V92H152V91ZM163 90V91H162ZM176 90H179L180 92H182L181 93V95L179 94V96H172L171 94H170V92L169 91H174L175 93H180L179 91H176ZM186 90V91H185ZM190 90V91H189ZM74 91V92H73ZM80 91V92H79ZM98 91H100V92H98ZM142 91V92H141ZM184 91V92H183ZM187 91H188V93H187ZM192 91V92H191ZM55 94H53V93ZM66 92V93H65ZM102 92H104V93H102ZM111 92V93H110ZM114 92V93H113ZM152 92V93H151ZM165 92V93H164ZM167 92V93H166ZM190 92H191V94H190ZM53 94V96H52V94ZM109 93V94H108ZM113 93V94H112ZM122 93V94H121ZM160 93V94H159ZM163 93V94H162ZM187 95H186V94ZM101 95V97L100 96H98V95ZM125 94V95H124ZM158 94V95H157ZM166 94H167V96H166ZM185 94V95H184ZM194 94V95H193ZM51 96V98H53V99H55L54 101H56V103L58 102L59 103V105H58V103H57V105L59 106H57L56 105V107L54 108V106H52L51 105V102H52V100L53 99H51L50 98V96ZM104 95V96H103ZM121 97L120 98V100H119V96ZM123 95V96H122ZM184 95V96H183ZM55 96V97H54ZM94 96V97H93ZM110 96V97H109ZM114 96V97H113ZM116 96H118V97H116ZM134 96V97H133ZM150 96L152 97V100H150L151 98H150ZM162 96V97H161ZM165 96V97H164ZM188 96V97H187ZM191 96H192V98H191ZM48 97H49V99H48ZM60 97V98H59ZM100 100H98L97 98ZM124 97V98H123ZM161 97V98H160ZM172 97H175V98H172ZM179 97H181V98H179ZM63 98V99H62ZM101 98H103L102 100H101ZM118 98V99H117ZM144 98H146V99H144ZM149 98V99H148ZM130 99V100H129ZM147 99H148V102H147ZM180 99V100H179ZM111 100V101H110ZM118 100H119V102H118ZM158 100V101H157ZM178 100V101H177ZM194 100V101H193ZM195 100H196V102H197V104L198 103H202V101H203V103L201 104V107H200V105L198 104V106L196 105V107L194 108V110H195V112H193L194 110L192 109H190L191 107L193 108L194 106H195V104H196V102H195ZM107 101V102H106ZM117 101V102H116ZM121 101H125V102H122V103H120ZM127 101V102H126ZM141 101L143 102V104L141 103ZM145 101H146V103H145ZM190 101V102H189ZM191 101H193V102H191ZM201 101V102H200ZM62 102V103H61ZM65 102V103H64ZM115 102V103H114ZM140 102V103H139ZM189 102V103H188ZM204 102L207 104V106L206 105H203L204 104ZM96 103H98V104H96ZM127 103H128V106L130 107H128L127 106ZM148 103V104H147ZM154 105H156V107L155 106H153V104ZM193 103V104H192ZM101 104V105H100ZM115 104H117V105H115ZM124 104H126V105H124ZM140 104H142L141 106H140ZM149 104H151V105H149ZM188 104V105H187ZM211 104V105H210ZM95 105H98V107L96 108V106ZM143 105H145V107L143 106ZM159 105H161V106H159ZM184 105H187V106H184ZM189 105H191V106H189ZM213 108V111H212V108L210 107V106ZM214 105V106H213ZM43 106V107H42ZM104 106H106V107H104ZM111 106V107H110ZM123 106V107H122ZM125 106V107H124ZM139 106H140V109H139ZM152 107V108H148V107ZM159 106V107H158ZM174 106V107H173ZM181 106H182V108H181ZM202 106H206V107H208L207 109H205L204 107L202 108ZM217 106V107H216ZM41 107V108H40ZM95 107V108H94ZM103 107V108H102ZM119 107V108H118ZM155 107V108H154ZM161 107V108H160ZM164 107H165V109H164ZM177 107V108H176ZM184 107V108H183ZM46 108V109H45ZM48 108L51 110V112H50V110H48ZM53 108V109H52ZM100 108V109H99ZM123 108V109H122ZM131 108H133V109H131ZM137 108V109H136ZM144 108H145V110H144ZM147 108H148V110H147ZM156 108H158V109H156ZM200 110H199V109ZM215 108V109H214ZM218 108V109H217ZM44 109H45V111H44ZM97 111H96V110ZM98 109H99V111H101L102 110V112H98ZM120 109V110H119ZM125 109V110H124ZM127 109V110H126ZM151 109V110H150ZM154 109V110H153ZM188 109H190V113H189V115L187 114V112L186 111H188ZM198 109V110H197ZM48 110V111H47ZM95 110V111H94ZM113 110V111H112ZM115 110V111H114ZM142 110H144V112L141 111ZM156 110H159V111H156ZM164 110V111H163ZM179 110L180 111H182V112H179ZM197 110V111H196ZM204 110H208L207 112L208 113H206ZM212 111V113H211V111ZM214 110H216L215 111V113H213L214 112ZM91 111H92V113H91ZM128 111H130V112H128ZM138 111V112H137ZM163 111V112H162ZM124 112V113H123ZM137 112V113H136ZM140 112V113H139ZM156 113V117L157 118H155V113ZM161 112V113H160ZM168 112H170V115H169V113ZM174 112V113H173ZM176 112V113H175ZM177 112H179V113H177ZM194 113V115L192 114V113ZM200 112V113H199ZM210 112V113H209ZM95 113H97V114H95ZM118 113V114H117ZM127 115H126V114ZM128 113H130V114H128ZM133 113L135 114L136 113V116H134L133 117ZM139 113V115H137ZM142 113V114H141ZM146 113V114H145ZM185 113H186V115H188L187 117H186V115H185ZM195 113H197V114H195ZM199 113V114H198ZM203 113V114H202ZM206 113V114H205ZM217 113V114H216ZM116 114V115H115ZM151 114H153V115H151ZM165 114V115H164ZM181 114V115H180ZM185 116H184V115ZM191 114V115H190ZM209 114V115H208ZM220 114V115H219ZM113 115V116H112ZM127 117H126V116ZM129 115V116H128ZM131 115V116H130ZM144 115V116H143ZM148 115V116H147ZM161 115V116H160ZM169 115V116H168ZM176 115V117L174 118V116ZM179 115V116H178ZM197 115V116H196ZM216 115V116H215ZM94 116V117H93ZM98 116V117H97ZM101 116V117H100ZM138 116V117H137ZM142 116V117H141ZM168 116V117H167ZM193 116V117H192ZM202 116V117H201ZM203 116H205L204 118H206L207 120H205V119H203ZM207 116V117H206ZM213 116H215V117H213ZM112 117V118H111ZM130 117V118H129ZM135 119V117H137V119L134 121V119ZM161 117V118H160ZM166 117V118H165ZM190 117V118H189ZM192 117V118H191ZM210 117V118H209ZM230 117V114H228L227 115V118H229ZM93 118H99V122L100 123H98V119H93ZM131 118L133 119V122L131 121ZM165 118V119H164ZM201 118V119H200ZM81 119V118H80ZM100 119H102V121L100 120ZM104 119V120H103ZM109 119H111V120H109ZM123 121H122V120ZM127 119H129V120H127ZM140 119V120H139ZM141 119H143V120H141ZM150 119V120H149ZM152 119V120H151ZM155 119V120H154ZM158 119H160V121H156V120H158ZM163 119V120H162ZM180 119H182V121H180V123H179V121L178 120H180ZM189 119V120H188ZM193 119L195 120V121H193ZM210 119V120H209ZM221 121H220V120ZM139 120V121H138ZM149 120V121H148ZM162 120V121H161ZM165 120H167V121H165ZM183 120H184V124H182L183 123ZM188 122H187V121ZM208 120H209V123H208ZM212 120H213V122H212ZM95 121H97V122H95ZM104 121V122H103ZM109 121H110V123H109ZM126 121V122H125ZM128 121V122H127ZM130 121L132 122V124L131 125H133V126H131V125H129V123H130ZM138 121V122H137ZM151 121V122H150ZM156 121V122H155ZM164 121V122H163ZM219 121V122H218ZM102 122V123H101ZM113 122V123H112ZM116 122V123H115ZM171 122H172V124H171ZM176 122H178V124L176 123ZM182 122V123H181ZM190 122V123H189ZM192 122V123H191ZM216 122V123H215ZM218 122V123H217ZM225 122H227L228 124H230V121H229V119H227V121H225ZM152 123V124H151ZM163 123V124H162ZM187 123H189V124H187ZM226 123V125H225V127L227 128L228 126H230V125H228ZM99 124V125H98ZM123 124V125H122ZM126 124V126H124ZM135 124V125H134ZM138 124V125H137ZM160 124H162L161 126H160ZM171 124V125H170ZM176 124V128H175V125ZM192 124V125H191ZM206 124V125H205ZM107 125V126H106ZM114 125V126H113ZM142 125V126H141ZM170 125V126H169ZM185 125V126H184ZM188 125V126H187ZM189 125H191V126H189ZM201 125H203V126H201ZM208 125V126H207ZM215 125V126H214ZM218 127H217V126ZM111 126V127H110ZM137 126V127H136ZM139 126V127H138ZM141 126V127H140ZM182 126H183V128H182ZM198 126V127H197ZM108 127V128H107ZM151 127V128H150ZM155 127V128H154ZM160 127V128H159ZM179 127H181V128H179ZM209 127V128H208ZM83 127H77V129H82ZM111 128V129H110ZM131 128V129H130ZM139 130H138V129ZM147 128V129H146ZM178 128V129H177ZM191 128H192V130H191ZM229 128V127H228ZM74 130H73V132L71 133V132H69V133H66L65 135L66 136H64L65 138H62V142H61V144H60V147L59 148H57V149H55V151L56 150H58V152H59V155H60V157H61V159H62V157H63V155H65L63 158H65V160H64V163L66 162V163H68L69 161H71V160H74L78 165L79 164H82V162H84V161H82V159H84L85 160V155H86V151H84V149H85V146L83 145V144H81V142L79 143V142H70V141H68V139L67 138H69V136L67 137V134L69 135L70 134V137H72V136H74V135H78L79 133L78 132H80L79 130H77V129H75V128H73ZM120 129H122L123 130V132H122V130H119ZM153 129V130H152ZM184 129H185V131H184ZM200 129V130H199ZM216 129H218L217 131H216ZM104 130V131H103ZM180 130V131H179ZM158 131V132H157ZM161 131V132H160ZM175 131H176V133H175ZM190 131V132H189ZM199 131H201V132H199ZM76 132V133H75ZM106 132V133H105ZM110 132V133H109ZM119 132H121V133H125V134H120ZM127 132V133H126ZM205 132H206V134H205ZM207 132H210V133H207ZM213 132V133H212ZM74 133V134H73ZM103 133L104 134H106V135H104L103 136ZM112 133V134H111ZM116 133H118V134H120V135H118V134H116ZM128 133H129V135H131V136H129L128 135ZM141 133H143V134H141ZM144 133H145V136H144ZM154 133V134H153ZM157 133V134H156ZM171 133H172V136H173V140L170 138V137H172L171 136ZM174 133V134H173ZM177 133H180V134H177ZM187 133V135H185V134ZM198 133H200V134H198ZM212 133V134H211ZM107 134H108V136H107ZM116 134V136H113V135H115ZM127 134V135H126ZM162 134V135H161ZM176 134V135H175ZM109 135H112V136H109ZM125 137H129V138H127V139H130V140H127L126 138H124V136ZM166 135V136H165ZM117 136H119V137H122L121 139V141L119 142V144H118V140L115 138V137H117ZM133 136V137H132ZM151 136V137H150ZM156 136V137H155ZM163 137V138H161V139H159L158 137ZM178 136V137H177ZM204 136V137H203ZM110 137V138H109ZM148 139H147V138ZM166 137V138H165ZM182 137H183V139H182ZM194 137H196V138H194ZM209 139H208V138ZM107 138V139H106ZM112 138V139H111ZM140 138L142 139V140H140ZM166 140H165V139ZM181 138V139H180ZM64 139V140H63ZM115 139V140H114ZM157 139H159L158 140V144H157ZM175 139V140H174ZM186 139V140H185ZM191 139V140H190ZM195 139V140H194ZM212 139V140H211ZM137 141L138 142V140H139V144L136 142V144H134L133 143V141ZM143 140H144V142H143ZM170 140V141H169ZM178 140V141H177ZM204 140V141H203ZM63 141H64V143H63ZM67 143H66V142ZM112 141H113V145H112ZM114 141H117V142H114ZM129 143H131L132 145L130 146V144H127L128 142ZM141 141L143 142V144L141 143ZM154 141H156V144H155V142ZM160 141V142H159ZM163 141H165L164 143H163V146H162V142ZM180 141H181V144H179L180 143ZM183 141H184V143H183ZM189 141H191V142H189ZM206 141V142H205ZM212 141H213V143H212ZM69 142V143H68ZM108 142V143H107ZM109 142H110V144H109ZM125 142H127V143H125ZM147 142V143H146ZM150 142H154V143H151L150 144ZM170 143V145H169V143ZM185 142H186V144H185ZM201 142V143H200ZM207 142H210V144H208ZM74 145H73V144ZM116 143V144H115ZM121 143V144H120ZM165 143H168V144H165ZM182 143H183V145H182ZM204 145H203V144ZM165 144V145H164ZM202 144V145H201ZM213 144H214V146H213ZM80 145V146H79ZM117 145V146H116ZM134 145V146H133ZM136 145V146H135ZM142 145H143V148H142ZM156 145V146H155ZM167 145V146H166ZM169 145V146H168ZM181 145H182V147H181ZM196 145H198V146H196ZM71 146V147H70ZM81 147L82 146V149H80L79 147ZM84 146V147H83ZM113 148H112V147ZM152 147V148H150V147ZM177 146V147H176ZM205 146V147H204ZM208 146V147H207ZM212 146H213V148H215V150L212 148ZM73 147H75V148H73ZM117 147L119 148L118 150H119V152L121 151V154H122V157L121 158H119L120 156H121V154L118 152V150H117ZM122 147H124V148H122ZM137 147H138V149H137ZM140 147V148H139ZM147 147H149V148H147ZM156 147V148H155ZM160 147V148H159ZM161 147H162V149H161ZM171 147V148H170ZM181 147V148H180ZM184 147V148H183ZM197 147V148H196ZM209 147H211L213 150L211 151V148H209ZM220 147V148H219ZM78 148L80 149V150H78ZM95 149H97L96 147H94ZM107 148V149H106ZM122 148V149H121ZM128 148V149H127ZM131 150H130V149ZM132 148H133V150H132ZM147 148V149H146ZM186 148V149H185ZM197 150H196V149ZM52 150V152H53V148H51ZM61 149V150H60ZM91 149H93L92 147H91ZM106 149V150H105ZM110 149V150H109ZM123 149H125V151L127 150V154H124L125 153V151L123 150ZM135 149V150H134ZM149 149V150H148ZM157 149V150H156ZM218 149V150H217ZM31 150V149H30ZM81 150H83V151H81ZM116 150H117V153H116ZM130 150V151H129ZM137 150H139L138 151V153H139V155H137L136 156V154H138L137 153ZM159 150H160V152H159ZM162 150H164L163 152H162ZM193 150L195 151V152H193ZM210 150V151H209ZM107 151H108V153H107ZM123 151V152H122ZM135 151H136V153H135ZM147 151V152H146ZM171 151V152H170ZM174 151V152H173ZM177 151V152H176ZM181 151V152H180ZM189 151V152H188ZM200 151H202L203 153H204V155H207V157L209 156H211V154H212V156H213V154H214V156L215 157H213V159L212 158H206L204 155H202L203 153L202 152H200ZM204 151H206V152H208V154H206ZM214 151V152H213ZM218 151H220V152H218ZM61 152V153H60ZM63 152V153H62ZM65 152V153H64ZM68 152V153H67ZM104 152V153H103ZM152 152V153H151ZM162 152V153H161ZM170 152V153H169ZM188 152V153H187ZM191 152V153H190ZM201 154H200V153ZM26 153L28 154V155H26ZM71 153V154H70ZM72 153H74V155L72 154ZM85 153V154H84ZM103 153V154H102ZM106 153V154H105ZM133 153V154H132ZM156 155H155V154ZM176 153V154H175ZM180 153V154H179ZM186 153V154H185ZM198 153H199V155H198ZM209 153H211L210 155H209ZM100 154V155H99ZM118 154H120V155H118ZM145 154V155H144ZM153 154H154V156H153ZM165 154V155H164ZM174 154V155H173ZM182 154V155H181ZM13 155H14V157H13ZM30 155V156H29ZM69 155H70V157H69ZM73 155V157L74 158H71V156ZM116 155V156H115ZM123 155H125L124 157L126 158H124L123 159ZM140 155L141 156H145V157H140ZM152 155V156H151ZM164 155V156H163ZM191 155V156H190ZM200 157V155L202 156V160L198 157V156ZM12 158L13 159H21V154H18V153H12ZM10 156V157H11ZM17 156H18V158H17ZM66 156H68V157H66ZM101 156H103V157H101ZM105 156H107V157H105ZM133 156V157H132ZM135 156V157H134ZM160 156V157H159ZM173 156V157H172ZM188 158H187V157ZM196 156V159L197 158H199V160H194L195 157ZM22 157L23 158H30V157H32L31 156V154H30V151L29 150H27V152H25L24 154H22ZM105 157V158H104ZM139 157V158H138ZM152 157H154V158H152ZM160 159H158V158ZM165 157V158H164ZM184 157V158H183ZM190 157V158H189ZM68 158H69V160H68ZM75 158H77V159H75ZM108 158V159H107ZM115 158V159H114ZM118 158V159H117ZM130 158V159H129ZM134 158V159H133ZM135 158H137V159H135ZM142 158H144V159H142ZM151 158V159H150ZM187 158V159H186ZM193 158V159H192ZM203 158H205V159H203ZM107 159V160H106ZM112 161H111V160ZM148 159H149V161H148ZM185 159V160H184ZM189 159V160H188ZM67 160V161H66ZM80 160V161H79ZM103 160H105V161H103ZM114 160V161H113ZM141 161L142 162V160H145V161H143L142 163L141 162H139V161ZM154 160V161H153ZM159 160V161H158ZM169 160V161H168ZM174 160V161H173ZM180 160V161H179ZM181 160H182V164H181ZM203 160H204V162H203ZM208 160H210L211 161V163H210V161H208ZM212 160H214V161H212ZM20 161V160H19ZM39 160L36 158V160H34L33 161V163L35 164L36 162H38ZM124 163H123V162ZM130 161V162H129ZM153 161V162H152ZM157 161V162H156ZM197 161H198V163H199V161H201L200 163H199V165H198V163H197ZM208 161V163H205V162H207ZM106 164H105V163ZM112 162V163H111ZM114 162H115V165H114ZM120 162V163H119ZM127 162V163H126ZM133 162H135V163H133ZM138 162V163H137ZM147 163V165H145V163ZM155 162V163H154ZM163 164H162V163ZM172 162V163H171ZM178 162H180V163H178ZM192 162V165L190 164H188V163H191ZM196 163V165H195V163ZM203 162V163H202ZM220 162V163H219ZM117 163H119V164H117ZM129 163V164H128ZM143 163H144V165H143ZM173 163H175V164H173ZM177 163V164H176ZM210 163V164H209ZM217 163V164H216ZM11 164H13V163H11ZM97 164H98V166H97ZM104 164V165H103ZM124 165V166H121V165ZM130 164H131V166H130ZM136 164H138V165H136ZM142 164V165H141ZM151 164H152V166L153 165H155V166H151ZM200 164H204V165H202V166H204V167H202L203 169H198V168H200L201 167V165ZM205 164H209L208 166L207 165H205ZM103 165V166H102ZM106 165V166H105ZM112 165V166H111ZM129 167H128V166ZM158 165V166H157ZM175 165H177L176 167H175ZM189 165V166H188ZM95 166H97V168H95ZM101 166V167H100ZM127 166V167H126ZM141 166H143V167H141ZM150 166L152 167L151 169H150ZM162 166V167H161ZM163 166H165V168H166V166L168 167L167 169H164V167ZM192 168H191V167ZM196 166V167H195ZM198 166V167H197ZM215 166H216V168H215ZM231 166H235L234 164H232ZM108 167V168H107ZM138 167V168H137ZM157 169H156V168ZM162 168L163 170L162 171H160L161 169L160 168ZM175 167V168H174ZM194 167H195V169H194ZM210 167H212V168H210ZM30 168H33L32 166L30 167ZM116 168V169H115ZM119 170H118V169ZM128 168V169H127ZM159 168V169H158ZM173 170H172V169ZM179 168V169H178ZM96 169H98V170H96ZM100 169H102V170H100ZM112 169V170H111ZM139 169H140V171H139ZM142 169V170H141ZM152 169H154V171H157L156 173L154 172V171H152ZM170 169H171V171H170ZM182 169V170H181ZM189 171H188V170ZM192 169H194L193 171H192ZM196 169H198V170H196ZM215 169V170H214ZM106 170V171H105ZM108 170V171H107ZM110 170V171H109ZM117 170V171H116ZM165 170V171H164ZM207 170V171H206ZM96 171V172H95ZM112 171V172H111ZM120 171V172H119ZM126 171H128V172H126ZM144 171V172H143ZM174 171V172H173ZM178 171H180V172H178ZM191 171H192V173H191ZM199 171H203V174H201V172H199ZM209 171H211V172H209ZM119 172V173H118ZM153 172L155 173V174H153ZM178 172V173H177ZM187 172V173H186ZM190 172V173H189ZM195 172V174L193 175V173ZM198 173V175L200 174V176H198L197 175V173ZM209 172V173H208ZM213 172V174H211ZM107 173H109V174H111V175H109V174H107ZM122 173H125V175L124 174H122ZM136 173H138V176H137V174ZM139 173H142V174H140L139 175ZM148 173V174H147ZM157 173H158V175H157ZM159 173H161V174H159ZM175 173V174H174ZM185 173V174H184ZM114 174V175H113ZM117 174V175H116ZM118 174H120V175H118ZM133 174V175H132ZM173 174V175H172ZM208 174V175H207ZM209 174H210V176L213 178V179H211V177L209 176ZM114 177H113V176ZM153 175H155V176H153ZM159 175H161V176H159ZM162 175H164L163 177H162ZM186 175V176H185ZM190 175V176H189ZM191 175H192V177L193 176H195L194 177V180L197 178H199V177H201L200 179H196V182L193 180V178H190L191 177ZM207 175V176H206ZM81 173H80V178H81ZM132 176V177H131ZM157 176H158V178H157ZM174 176H177L176 178L174 177ZM187 176H189V177H187ZM198 176V177H197ZM109 177V178H108ZM119 177V178H118ZM125 177V178H124ZM130 179H129V178ZM160 177V178H159ZM168 179H167V178ZM210 177V178H209ZM96 178V179H95ZM103 178V179H102ZM112 178V179H111ZM137 180H136V179ZM141 178H144V180L145 181H147L146 179H151L152 180V182H147V183H149L148 185H146L147 183H142V182H140V183H138V181H140V179ZM146 178V179H145ZM156 178V179H155ZM185 178V180L186 181H189V179H192L193 181H191L190 183H191V185L190 186H187V185H189L190 183L188 182H185V184H186V186H184V185H182V186H180L181 184L180 183H182L183 182V179ZM216 178V179H215ZM133 179V180H132ZM171 179V180H170ZM175 179V180H174ZM182 179V180H181ZM97 180V181H96ZM101 180V181H100ZM112 180V181H111ZM130 180V181H129ZM135 180H136V183H135ZM159 180V181H158ZM210 180V181H209ZM107 181V182H106ZM109 181V182H108ZM111 181V182H110ZM141 181H142V179H141ZM153 181H154V184H153ZM161 181H163V182H161ZM167 181V182H166ZM168 181H171V182H168ZM175 181V182H174ZM115 184H114V183ZM121 182V183H120ZM180 182V183H179ZM194 182V183H193ZM201 182V183H200ZM206 182V183H205ZM211 182V183H210ZM83 183V182H82ZM119 183V184H118ZM138 183V184H137ZM153 184V186L151 185V184ZM162 183V185H160ZM163 183H165L164 185H163ZM193 183V184H192ZM182 184H184V183H182ZM196 184V185H195ZM205 184V185H204ZM207 184H209L210 185V187H209V185L207 186ZM95 185H98V186H96L95 187ZM100 185H101V187H100ZM123 185V186H122ZM130 185V186H129ZM143 185V186H142ZM156 185H159V187L160 186H163L164 187V189L167 191H171V190H174V188L176 189V187H177V189L176 190H174V191H171L172 193H171V195L172 194H175V195H173V197L171 196V198L170 199H168V202H166L167 201V199H163V193L164 192H166L165 190H163L162 188L163 187H160V189H162L161 191L159 190V188H158V186H156ZM165 185H166V187H165ZM177 185V186H176ZM179 185V186H178ZM193 185V187H191ZM203 185V186H202ZM260 186L262 185V182L259 184ZM105 188H104V187ZM140 186V187H139ZM145 186V187H144ZM150 186V187H149ZM168 186H170V187H168ZM171 186H172V188H171ZM175 186V187H174ZM206 186V187H205ZM123 188V190H122V188ZM125 187H127V188H125ZM129 187V188H128ZM152 187V188H151ZM153 187H156V188H153ZM187 187V188H186ZM190 187V188H189ZM201 187H202V189H201ZM108 188V189H107ZM110 188H112V189H114V191H112V189H110ZM118 188H119V193H118ZM130 188H132V190L130 189ZM138 188V189H137ZM140 188V189H139ZM168 188V189H167ZM170 188V189H169ZM192 188V189H191ZM209 188V189H208ZM94 189H96V190H94ZM102 189V190H101ZM104 189V190H103ZM110 189V190H109ZM116 189V190H115ZM127 189V191L125 192V190ZM134 189V190H133ZM144 189V190H143ZM151 189V190H150ZM188 189V190H187ZM200 189V190H199ZM205 189H206V191H205ZM90 190V189H89ZM106 190V191H105ZM136 190H138L139 191V193H137V191ZM177 190H179V191H177ZM184 190V191H183ZM197 190V191H196ZM211 190V191H210ZM95 191H97V192H95ZM129 191H133L132 192V194H131V192H129ZM136 193H135V192ZM142 193H141V192ZM144 191V192H143ZM153 191L155 192V193H157V194H154L153 193ZM175 191H177V192H175ZM180 191H182V193H180ZM189 191H191V192H189ZM198 191H200V192H198ZM203 191V192H202ZM88 192V191H87ZM92 192V193H91ZM107 192V193H106ZM110 192H113V193H110ZM122 192V193H121ZM151 192V193H150ZM160 192V193H159ZM175 192V193H174ZM180 193V195H181V197H178V196H180L179 195V193ZM185 192H187V193H185ZM189 192V193H188ZM206 192V193H205ZM116 193V195H114ZM125 193H127V195H125ZM150 193V194H149ZM194 194L193 195V198H190L192 195L191 194ZM197 193V194H196ZM201 194V197H200V195L199 194ZM107 194V195H106ZM114 195V196H111V195ZM122 196H121V195ZM124 194V195H123ZM135 194V195H134ZM185 194H187L188 196L186 197V195ZM208 194V195H207ZM98 197H97V196ZM109 195V196H108ZM119 195V196H118ZM139 195V196H138ZM146 195L148 196L147 198H146ZM151 195V196H150ZM163 196V197H161L160 198V196ZM177 195V196H176ZM189 195H191V196H189ZM125 196V197H124ZM175 196V197H174ZM183 196V197H182ZM201 198H199V197ZM110 197H112V198H110ZM126 197H127V199H126ZM131 197V198H130ZM140 197V198H139ZM155 198V200L153 199V198ZM159 197V198H158ZM186 197V198H185ZM199 199H198V198ZM101 198V199H100ZM119 198V199H118ZM129 198V199H128ZM136 198V199H135ZM141 198H143V200L141 199ZM145 198V199H144ZM99 199H100V201H99ZM103 199L105 200V201H107V202H104L103 201ZM111 199H112V201H111ZM134 199V200H133ZM142 201H141V200ZM151 199H152V202H151ZM157 199H159V201L157 202ZM178 199V200H177ZM189 199H191V200H189ZM196 199H198V200H196ZM124 200V201H123ZM138 200V201H137ZM140 200V201H139ZM147 200V201H146ZM150 200V201H149ZM154 200V201H153ZM172 200V201H171ZM175 200V201H174ZM213 200V199H212ZM143 201H145V202H143ZM163 201V202H162ZM178 201V202H177ZM194 201V200H193ZM94 202V203H93ZM103 202V204L105 203V205H106V214H105V216H106V218H104L103 219V217H102V215L101 214H99L100 212H99V206L101 207V205H103V204H101ZM110 202V203H109ZM118 202H119V204H118ZM128 202H130V203H128ZM133 202V203H132ZM139 202V203H138ZM165 202V203H164ZM175 202V203H174ZM188 202V203H187ZM204 202V201H203ZM77 203L80 205V206H82L83 207V204L84 203H81L79 200H77ZM96 203V204H95ZM136 203H138L139 204V210L141 209V211L142 212H144L145 213V215H144V213H143V217H137V216H132V213L130 214V207L131 206H129V204L130 205H134V204H136ZM145 203V205H143ZM147 203H149V204H147ZM151 203H153V205L154 206H151V208H150V204ZM157 203V204H156ZM172 203H174V204H172ZM210 203H212V201H210L209 200V204ZM93 204H95V205H93ZM100 204V205H99ZM121 204V205H120ZM127 204V205H126ZM143 205V206H141V205ZM159 204V205H158ZM167 204V206H170V207H165V209H163V207L165 206ZM99 205V206H98ZM162 205H164L163 207H162ZM171 205H173V207L171 206ZM119 206H122V207H119ZM123 206H124V208H123ZM147 206V207H146ZM148 206H149V208H148ZM159 206V207H158ZM235 206V205H234ZM109 207H113V208H109ZM162 207V210L160 209ZM231 207H233V206H231ZM94 208V209H93ZM128 208H130V209H128ZM156 208H158V209H156ZM170 208V209H169ZM171 208H173V209H171ZM186 209H188V207L186 206L185 207ZM85 209V208H84ZM109 209H112V210H109ZM119 209V210H118ZM121 209V210H120ZM153 209V210H152ZM161 211H160V210ZM115 210H117L118 211V213H119V211H120V216H119V214L118 213H112L113 211L115 212ZM128 210V211H127ZM152 210V211H151ZM96 211V212H95ZM116 211V212H117ZM126 211H127V213H126ZM146 211V212H145ZM156 212L155 213V216H154V214L152 215L151 213L152 212ZM160 211V212H159ZM163 211V212H162ZM165 211V212H164ZM234 212L232 209L230 210V212H228V214L230 213H232V212ZM150 212V213H149ZM157 212H159V214L157 215ZM161 212H162V216H160L161 215ZM95 213V214H94ZM121 213H123V214H121ZM149 213V214H148ZM165 213V214H164ZM183 213V214H182ZM185 213V214H184ZM92 214V215H91ZM126 214V215H125ZM164 214V215H163ZM181 214V215H180ZM188 214V213H187ZM227 214V213H226ZM147 215V216H146ZM150 215H151V219H149L150 218ZM166 215H167V217H166ZM169 215V216H168ZM170 215H172V216H170ZM178 215V216H177ZM180 215V216H179ZM146 216V217H145ZM158 216V217H157ZM224 216H225V214H224ZM228 216V215H227ZM118 217V218H117ZM121 217V218H120ZM154 217V218H153ZM161 217V218H160ZM176 217V218H175ZM182 217V218H181ZM146 218V219H145ZM147 218L149 219V220H147ZM155 218L157 219V221H155ZM166 218V219H165ZM104 221H103V220ZM108 219V220H107ZM125 219H126V221H125ZM128 219V220H127ZM164 219V220H163ZM172 219V220H171ZM175 219V220H174ZM124 220V221H123ZM134 220V221H133ZM141 220V221H140ZM145 220H147L146 222H145ZM151 220V221H150ZM166 220V222H164ZM168 220V221H167ZM182 220V221H181ZM108 222L107 224H106V222ZM130 221H131V223H132V225H134V226H132L131 225V223H130ZM137 223H136V222ZM142 221H144V222H142ZM153 222L152 224L150 223H147V222ZM179 221V222H178ZM110 222V223H109ZM140 222V223H139ZM164 222V224L165 225H162L161 223H163ZM169 222H170V224H169ZM135 223V224H134ZM146 225V227H145V225ZM171 223H172V225H171ZM182 223V224H181ZM105 224V225H104ZM109 224H111L110 226H112L111 227V230H110V233H109V231H108V233H105V232H103L102 234L99 232V230H102V229H104V231H106L107 232V230L109 229H107V226H109ZM160 224V225H159ZM114 225V226H113ZM137 225V226H136ZM177 225V226H178ZM115 226H117V227H115ZM120 226V227H119ZM122 226V227H121ZM124 226L126 227L125 229L126 230H129L128 232H127V234H126V231L124 230V231H122L123 229H124ZM154 226H157L156 228H154ZM173 226H175V225H173ZM114 227L117 229V233H116V230H114ZM139 227V228H138ZM141 227H142V229H141ZM144 227H145V230H144ZM161 227V228H160ZM162 227H163V230H162ZM123 228V229H122ZM136 228V229H135ZM154 228V229H153ZM160 230H159V229ZM77 229V230H76ZM168 229V230H167ZM82 230H83V228H80V226L79 227H77V228H75L74 230H73V232H75V233H77V231H78V234L79 233H81L82 232ZM130 230H132L131 232H130ZM134 230V231H133ZM137 230V231H136ZM139 230H140V232H139ZM158 230H159V232H158ZM260 230H263L262 229V226L260 227V229L258 230V231H260ZM56 231H60V229L58 228V229H55L53 232L55 233V234H58L59 232H56ZM103 231V230H102ZM121 231V232H120ZM147 233H146V232ZM163 231V232H162ZM165 231H167V232H165ZM98 232H99V234H98ZM114 232V233H113ZM119 232H120V234H119ZM122 232H123V235H122ZM131 234H130V233ZM133 232V233H132ZM137 232V233H136ZM154 234H152V233ZM155 232V233H154ZM96 233H97V237H96ZM60 234V233H59ZM59 234L57 235V236H59ZM106 235V237H104L105 235ZM129 234V235H128ZM144 234V235H143ZM61 235V234H60ZM99 235H103L102 237L101 236H99ZM110 235V236H109ZM115 235V236H114ZM138 235V236H137ZM148 236V238L146 239V238H144V236L145 237H147ZM150 235V236H149ZM158 235H160V234H158ZM157 235V236H158ZM62 236V235H61ZM61 236H60V239H61ZM83 236V238L84 237H86V236H84V234L82 235ZM82 236L79 238V236L77 237V239L75 240V242L76 241H79L80 239H83L82 238ZM133 236V237H132ZM141 236V237H140ZM95 237H96V239H95ZM117 237V239H116V242L115 241H113V240H115V238ZM125 237V238H124ZM140 237V238H139ZM45 238H46V240H44L45 241V244L43 245V244H41V246H43V247H45V253L43 254L42 253V257H40V259H44V260H46V257H47V260L49 259V260H52V261H57V260H59L60 262H61V264H75V263H73V262H70L71 260L73 261V259L76 257V256H78V254L80 255V251H78V250H76V248H75V250H72L71 252L74 254L73 256H71L70 257V255H69V257L67 258V260H65V262H63L64 260H63V258L66 256V255H63V253H60V250H58V249H56V248H54L55 246L54 245H58V244H56V243H58V242H53L52 243V245L53 246H50V244L48 243L49 241H51V240H49V238L51 239V236L50 235H47V236H45ZM57 238H59V237H57ZM90 238H92V240L90 239ZM103 240H102V239ZM111 238V239H110ZM119 238H121V240L119 239ZM134 238V239H133ZM89 239H90V241H89ZM236 239V238H235ZM49 240V241H48ZM54 240V239H53ZM84 240V239H83ZM96 240V241H95ZM106 240H110L111 242H106ZM124 240V241H123ZM125 240L126 241H128V242H130V243H128V242H125ZM132 240V241H131ZM159 240V239H158ZM43 241V242H44ZM48 241V242H47ZM98 241V242H97ZM101 241V242H100ZM105 242V243H103V242ZM87 242V243H88ZM104 245H103V244ZM110 243H112V244H110V246H109V244ZM114 243V244H113ZM126 245H125V244ZM128 243V244H127ZM155 243V242H154ZM166 243V242H165ZM50 246V248H49V246ZM96 245V246H95ZM106 245V246H105ZM109 246V248H106V247H108ZM114 245H115V247H114ZM128 245V248L126 247ZM91 246V247H90ZM101 246V247H100ZM105 246V247H104ZM117 246V247H116ZM122 246V247H121ZM54 248V249H51V248ZM104 247V248H103ZM111 247H112V249H111ZM124 249H125V251H124ZM86 250V249H85ZM96 250V251H95ZM107 250H108V253H107ZM122 250V251H121ZM78 251V252H77ZM105 251H106V253H105ZM110 251V252H109ZM111 251H114V253L116 254L115 256H116V258L117 257H119L118 259H116V260H118V263H117V261L115 260V259H113L112 257H111V255H109V253H112ZM139 251V252H138ZM143 251V252H142ZM153 251V252H152ZM130 254H129V253ZM150 252H152L151 254H149ZM46 253H47V255H46ZM85 253V252H84ZM119 253V254H118ZM124 253V254H123ZM140 253V254H139ZM123 254V255H122ZM129 254V255H128ZM135 254V255H134ZM45 255V256H44ZM100 255V256H99ZM101 255H103V256H101ZM126 255V256H125ZM128 255V256H127ZM131 255V256H130ZM37 256V255H36ZM50 256H52V257H50ZM59 256H61V257H59ZM83 256V255H82ZM143 256V257H142ZM44 257V258H43ZM74 257V258H73ZM111 259H110V258ZM121 257H122V259H121ZM124 257V258H123ZM125 257H127V258H125ZM130 257V258H129ZM140 257V258H139ZM142 257V258H141ZM149 257V258H150ZM11 258V257H10ZM9 258V260L11 261L10 262V264H17V262L14 260V259H10ZM57 258V259H56ZM60 258V259H59ZM70 258V259H69ZM95 258H97V259H95ZM107 258V259H106ZM109 258V259H108ZM132 258V259H131ZM1 259V258H0ZM55 259V260H54ZM69 259V260H68ZM99 260V261H95V260ZM125 259V260H124ZM142 259V260H141ZM5 259H1L0 260V264L2 263V262H7L6 260L4 261ZM93 260V261H92ZM106 260H108V261H106ZM110 260V261H109ZM113 260V261H112ZM122 260H124V261H122ZM133 260V261H132ZM2 261V262H1ZM15 261V262H14ZM140 261V262H139ZM147 261L149 262V263H147ZM14 262V263H13ZM113 262V263H112Z\"/></svg>", "mask_w": 264, "mask_h": 264}]
</instances>
